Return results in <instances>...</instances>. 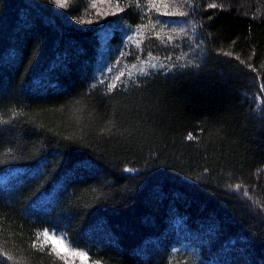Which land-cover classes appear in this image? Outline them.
Returning <instances> with one entry per match:
<instances>
[{
	"label": "trees",
	"instance_id": "16d2710c",
	"mask_svg": "<svg viewBox=\"0 0 264 264\" xmlns=\"http://www.w3.org/2000/svg\"><path fill=\"white\" fill-rule=\"evenodd\" d=\"M0 120V264H264V0H0Z\"/></svg>",
	"mask_w": 264,
	"mask_h": 264
},
{
	"label": "rangeland",
	"instance_id": "374dc122",
	"mask_svg": "<svg viewBox=\"0 0 264 264\" xmlns=\"http://www.w3.org/2000/svg\"><path fill=\"white\" fill-rule=\"evenodd\" d=\"M107 72L109 71V68L106 69ZM46 239L53 244L56 249L62 253H64L70 260L75 261V260H81L85 261V256H80L76 255L77 252L76 250L70 249L67 242L63 239H61V236L59 235H54V234H48L46 236Z\"/></svg>",
	"mask_w": 264,
	"mask_h": 264
},
{
	"label": "snow or ice",
	"instance_id": "6c2138e0",
	"mask_svg": "<svg viewBox=\"0 0 264 264\" xmlns=\"http://www.w3.org/2000/svg\"><path fill=\"white\" fill-rule=\"evenodd\" d=\"M55 2L60 6V7H65L66 4H67V0H55ZM210 7H216L215 4H211L209 5ZM209 19H211V17H209ZM156 23L160 24V23H164L163 21H160V20H157ZM123 54V53H122ZM149 55H151V53H149ZM225 55H231V53H225ZM169 59H171L169 57ZM192 62L189 61V65H191ZM180 67H185V65H179ZM151 67L155 68L156 65H151ZM161 68L165 67V65L161 64L160 65ZM142 75H147L148 73L144 70V69H141V73ZM112 87H116V85H112ZM7 121H3V120H0V123H6ZM189 139H192L191 135L188 137ZM130 171H134L133 170H130ZM236 188H239L240 186L239 185H236L235 186ZM245 195H247V193H245ZM45 236H48V232L46 231L45 233ZM61 239L63 240H66L67 237H66V234H61ZM72 247H78V245H75L73 244L72 242H68ZM33 246L35 247L36 246V241H33ZM55 250V249H53ZM76 255H80V256H85V253L84 252H77ZM9 259H11V257H9Z\"/></svg>",
	"mask_w": 264,
	"mask_h": 264
}]
</instances>
